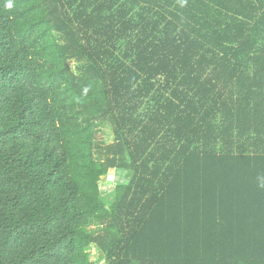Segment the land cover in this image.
<instances>
[{
	"label": "trees",
	"instance_id": "obj_1",
	"mask_svg": "<svg viewBox=\"0 0 264 264\" xmlns=\"http://www.w3.org/2000/svg\"><path fill=\"white\" fill-rule=\"evenodd\" d=\"M92 244L264 264V0H0V264Z\"/></svg>",
	"mask_w": 264,
	"mask_h": 264
},
{
	"label": "rangeland",
	"instance_id": "obj_2",
	"mask_svg": "<svg viewBox=\"0 0 264 264\" xmlns=\"http://www.w3.org/2000/svg\"><path fill=\"white\" fill-rule=\"evenodd\" d=\"M70 64L72 65L73 69H77L78 62L75 60H71ZM101 133L99 135V139L102 142L105 143H111L114 140V133H113V127L106 123L100 126ZM98 154V153H97ZM125 174L120 170H114L111 174L107 176H103L101 178V190L103 192H111L113 188L115 187L116 183L121 181H124ZM99 224L97 222H94L88 226V230H98ZM88 252H90L91 256L94 260L98 262V264H108L106 260L104 259L103 252L95 245L92 244Z\"/></svg>",
	"mask_w": 264,
	"mask_h": 264
},
{
	"label": "clouds",
	"instance_id": "obj_3",
	"mask_svg": "<svg viewBox=\"0 0 264 264\" xmlns=\"http://www.w3.org/2000/svg\"><path fill=\"white\" fill-rule=\"evenodd\" d=\"M8 7H11V3L8 4Z\"/></svg>",
	"mask_w": 264,
	"mask_h": 264
}]
</instances>
